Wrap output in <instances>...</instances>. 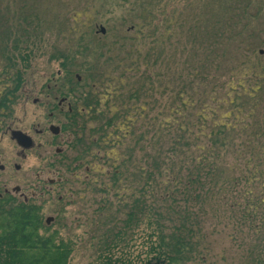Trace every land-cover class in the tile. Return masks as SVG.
<instances>
[{"label": "rangeland", "instance_id": "obj_1", "mask_svg": "<svg viewBox=\"0 0 264 264\" xmlns=\"http://www.w3.org/2000/svg\"><path fill=\"white\" fill-rule=\"evenodd\" d=\"M252 10L253 6L250 19L255 28L261 29L264 3L259 11L263 20L256 17L259 12ZM220 11L216 0H0V94L9 84L6 76L22 69L26 70L29 83L36 80L42 88L48 78L64 72L56 58L71 51L77 60L74 66H68L83 78L90 99L89 108H84L80 119L86 118L90 138L82 144L93 143L91 135L97 138L89 132L98 125L95 115L99 116V123L106 124L113 118L114 127L106 128L107 135L102 139L107 143L97 158L79 166L67 162L74 175L61 165L59 173L60 163L51 168L46 160L51 155L50 160L57 158L62 162L67 155H73L72 145L62 144L60 148L66 153L56 157V146L44 145L39 150L37 143L42 139L35 137V147L23 159L16 154L10 139L0 136V161L9 168L0 175V183L10 180V187L20 184L26 203L40 207L47 232H56L59 239L71 243L73 251L68 264H93L103 251L99 242L117 234L118 197L117 184L114 187L113 182L117 165L119 168L130 154L127 178L128 182L134 181L138 173L152 169L154 158L168 154L169 146L182 130L188 128L185 139L200 137L198 116L208 114V122L212 121L209 112L219 114L222 102L232 99L236 92H250L253 88L252 74H261L255 71L253 58L251 64L239 60L234 67L224 61V70L218 76L214 57L207 62L202 52L195 50L201 41L218 42L213 33L218 28L214 20ZM99 27L105 29L104 35ZM16 40L20 53L31 51L32 58L28 63L18 59L14 73H3L14 56ZM221 42L228 45L226 39ZM5 50L9 54L5 55ZM255 54L264 67V45ZM193 68L196 70L190 72ZM201 68H207L213 77L208 80L205 95ZM25 89L30 91L33 87L27 84ZM38 89L39 86L28 101L21 97L13 105L16 128L29 131L38 117L44 120L42 108L31 102ZM136 89L144 96L140 101L132 99ZM249 103L258 105V115L264 119V100L253 99ZM96 140L100 141V137ZM91 150L97 155V145L93 144ZM14 164L20 165V171L13 170ZM168 182L169 177H165L162 185ZM163 190L159 189V195ZM15 196V202H23L20 195ZM257 196L264 202V191H253L251 198ZM48 218L51 221L46 224ZM228 220V215L217 216L205 224L198 264H234L240 258V241L246 229L242 223L237 226L234 220ZM236 226L237 233L233 231ZM108 227L112 231L106 233ZM144 230L134 235L133 246L127 250L135 258L145 254ZM112 253L117 255V248Z\"/></svg>", "mask_w": 264, "mask_h": 264}, {"label": "trees", "instance_id": "obj_2", "mask_svg": "<svg viewBox=\"0 0 264 264\" xmlns=\"http://www.w3.org/2000/svg\"><path fill=\"white\" fill-rule=\"evenodd\" d=\"M216 2L221 11L214 20L218 28L213 36L218 42L201 41L195 50L199 49L207 62L214 57L218 76L224 70V61H230L234 67L239 60L251 64L252 58L255 71L261 74H252L255 84L250 92H236L232 99L221 103L219 114L209 112L212 121L208 122V114L198 116L201 141L200 137L185 139L188 128L182 130L169 146L168 154L154 158L152 169L138 173L132 182L127 178L130 154L119 168L117 165L113 177L118 197L117 234L99 242L103 251L93 264L201 263L197 260L203 248L205 224L211 218L227 215L246 229L240 241L242 254L234 264H264V202L259 196L251 198L253 191H264V119L258 115V105L249 103L253 99L264 100V67L255 54L264 45V27L255 28L250 19L252 6L257 14L264 0ZM223 10H227L226 14ZM258 16L263 20L262 11ZM222 39L228 40V45H223ZM17 41L14 42L17 48L12 50L14 56L10 55L3 73H14L18 59L26 61L28 54L20 53ZM194 41L191 43L195 46ZM6 52L5 55L9 54ZM60 56L57 58L65 59L64 72L74 74L68 66L76 63L73 52H62ZM207 71V68L199 71L203 95L208 80L213 79ZM13 94L8 89L3 92L0 111H10ZM131 96L136 101L144 98L140 89ZM94 119L98 121L99 116ZM112 119L106 121V128L113 127ZM129 134H134V130ZM165 177H169V182L162 185ZM160 188H164V193L159 195ZM40 210L34 204L17 203L10 197L0 199V264L69 263L71 243L59 239L56 232H47ZM237 226L233 228L235 233ZM108 229L106 233L112 231ZM143 229L145 254L135 258L127 250L133 246L134 235ZM116 248L117 255L112 253Z\"/></svg>", "mask_w": 264, "mask_h": 264}, {"label": "flooded vegetation", "instance_id": "obj_3", "mask_svg": "<svg viewBox=\"0 0 264 264\" xmlns=\"http://www.w3.org/2000/svg\"><path fill=\"white\" fill-rule=\"evenodd\" d=\"M100 32L102 35H104L105 29L104 32L101 30ZM14 47L17 48V44ZM21 54H28V56L25 58L26 61L24 62L28 63L32 58L33 52L23 51ZM58 60H60V65L62 66V63L65 61V59L62 57ZM25 71V69H22L16 74H10L6 76L5 80H7L9 84L4 88L3 92L7 91V89L8 91H14V100L12 99L11 106H9L10 111H0L1 139L7 136L16 147V154L23 159L26 158V153L35 147V137L42 139V142L40 141L37 143L39 150H41L42 146L44 145L45 147L56 146V157L64 156L66 153L64 149L60 148L62 144H67L69 146L72 145L71 150L74 152L73 155H67L65 157L67 159L63 158L62 162H59L60 160L57 158H55V160H50L51 155L46 156V160H49L48 165L51 168H55L56 165L60 163L58 170L59 173L62 170H60L61 166H66V171L70 172L71 175H74L75 173L73 172V167L69 168L72 166V164L76 163L74 166H79L84 163H88V161L94 158H97L100 154V148H103V146L107 143L106 141L105 143L104 139H102L107 135L105 121L101 123L97 121V127L89 130L91 134L94 133L97 135V138H94V136L91 135L93 143H90L89 146L88 144H82L83 141H86L88 138H90L86 128V118H84L83 121L80 120L83 117L82 113L85 111L84 108H89L88 101L90 100L87 97V90L85 91L84 89L83 78L77 74L58 72L48 78V82L45 83V85H43L41 88L42 84L37 83L36 80L32 83H29L28 79H26ZM27 84L31 85L33 89L30 91L25 89ZM37 86H39L40 89H38L36 97L31 99V102L36 106V108H42L44 120H41V118L38 117V120L32 124V127L29 131L21 127L16 128L13 125V105L16 104L21 97H24V100L28 101L30 99L31 93L34 92ZM3 92L0 94V96H2ZM13 131H19L29 137L31 139L32 146L28 149L20 147L11 137V132ZM99 137L100 141L97 142L96 139ZM93 144L97 145V155L92 153L91 148ZM69 161L70 166L67 163ZM63 162L67 165H65ZM7 170H9L8 165L0 161V175L2 173L4 174ZM13 170L15 172L20 171V165L14 164ZM59 181L56 185L59 184ZM38 183L40 184L41 180H38ZM9 185L10 180H3V182L0 183V191H2V193H0V199L6 197L14 199L16 197L15 195L17 194L18 196L20 195L24 203L28 202L27 196L21 192V188L19 186L20 184H15L13 187H10ZM10 190H12L14 195H12Z\"/></svg>", "mask_w": 264, "mask_h": 264}, {"label": "water", "instance_id": "obj_4", "mask_svg": "<svg viewBox=\"0 0 264 264\" xmlns=\"http://www.w3.org/2000/svg\"><path fill=\"white\" fill-rule=\"evenodd\" d=\"M100 30L104 32L103 27H100ZM11 137L20 147L28 149L32 146L31 139L19 131L11 132ZM50 221L51 218L46 219V224H48Z\"/></svg>", "mask_w": 264, "mask_h": 264}]
</instances>
